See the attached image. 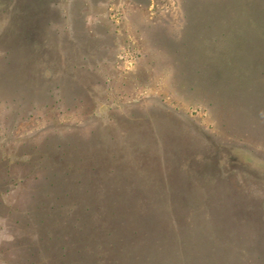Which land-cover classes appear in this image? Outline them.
Listing matches in <instances>:
<instances>
[{"label":"rangeland","instance_id":"1","mask_svg":"<svg viewBox=\"0 0 264 264\" xmlns=\"http://www.w3.org/2000/svg\"><path fill=\"white\" fill-rule=\"evenodd\" d=\"M0 264H264V0H0Z\"/></svg>","mask_w":264,"mask_h":264},{"label":"trees","instance_id":"2","mask_svg":"<svg viewBox=\"0 0 264 264\" xmlns=\"http://www.w3.org/2000/svg\"><path fill=\"white\" fill-rule=\"evenodd\" d=\"M202 29V28H201Z\"/></svg>","mask_w":264,"mask_h":264}]
</instances>
